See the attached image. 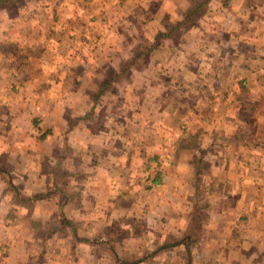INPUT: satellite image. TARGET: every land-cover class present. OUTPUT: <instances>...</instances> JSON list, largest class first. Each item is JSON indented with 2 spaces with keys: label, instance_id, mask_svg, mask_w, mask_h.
Returning a JSON list of instances; mask_svg holds the SVG:
<instances>
[{
  "label": "clouds",
  "instance_id": "9594fccd",
  "mask_svg": "<svg viewBox=\"0 0 264 264\" xmlns=\"http://www.w3.org/2000/svg\"><path fill=\"white\" fill-rule=\"evenodd\" d=\"M0 264H264V0H0Z\"/></svg>",
  "mask_w": 264,
  "mask_h": 264
}]
</instances>
